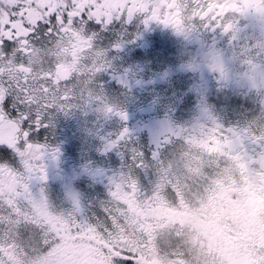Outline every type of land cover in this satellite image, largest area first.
I'll use <instances>...</instances> for the list:
<instances>
[{"label":"flooded vegetation","instance_id":"obj_1","mask_svg":"<svg viewBox=\"0 0 264 264\" xmlns=\"http://www.w3.org/2000/svg\"><path fill=\"white\" fill-rule=\"evenodd\" d=\"M52 12L0 50V102L43 119L16 147L0 111V264H264V0H0Z\"/></svg>","mask_w":264,"mask_h":264},{"label":"snow or ice","instance_id":"obj_2","mask_svg":"<svg viewBox=\"0 0 264 264\" xmlns=\"http://www.w3.org/2000/svg\"><path fill=\"white\" fill-rule=\"evenodd\" d=\"M27 2L31 3L32 0H27ZM69 12L70 10H65L62 13H59L60 22L62 24L68 22ZM57 15H58L57 12H52L48 14L46 18L37 20L35 24H32L26 21L23 18V15L20 13L9 15L7 16L6 20L3 18L4 14H0V50H7L8 48L12 49L16 46L18 39L17 31L20 28L24 29L23 38L25 40H28L29 42L35 41L37 44H40L45 38L51 36L52 31L54 30V26L57 24ZM152 18L155 19L156 17L154 16ZM18 19L19 22L17 23ZM71 19L73 23H76L78 20L85 21L86 27L89 24L94 23L98 29L105 26H110L113 21H120L122 23L126 22L125 18L121 16L118 19H114L112 22L108 23L107 25H102V22H97L95 19H90L88 17L87 9H85L84 11H79L78 15L72 16ZM147 22H148L147 20L144 21V23ZM167 22H168L167 20L164 21V23ZM5 32H7V35H5ZM9 103L14 104L18 109V111L14 112L13 116L11 117L19 122L20 133L23 135V139L17 141L16 147H20L26 142H29L31 140L30 132L32 130H35L37 125L43 124V119L39 116L38 113L25 112L24 106L22 104H17L16 101H14L11 97H6L2 102H0V111H3V107L9 105ZM105 110L112 111L111 108H106ZM117 115H120L121 118H123L122 113H117ZM124 134H125L124 132H121L120 135L116 138V140L109 142V144L106 147L115 146L119 140L123 139ZM155 157L156 154L153 153V158ZM131 159H133L134 161L142 160V156L141 154L133 150ZM122 260H123V264H131V261L125 260L122 255L120 257L113 258L114 264H120Z\"/></svg>","mask_w":264,"mask_h":264},{"label":"rangeland","instance_id":"obj_3","mask_svg":"<svg viewBox=\"0 0 264 264\" xmlns=\"http://www.w3.org/2000/svg\"><path fill=\"white\" fill-rule=\"evenodd\" d=\"M13 237V236H12ZM75 260V259H74ZM76 262H83V263H87L88 261H89V258H88V256L87 255H80L76 260H75ZM70 264H72V262L70 263Z\"/></svg>","mask_w":264,"mask_h":264}]
</instances>
